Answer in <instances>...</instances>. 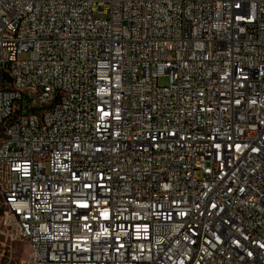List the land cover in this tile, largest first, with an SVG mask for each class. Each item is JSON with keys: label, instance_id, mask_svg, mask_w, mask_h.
I'll list each match as a JSON object with an SVG mask.
<instances>
[{"label": "built area", "instance_id": "1", "mask_svg": "<svg viewBox=\"0 0 264 264\" xmlns=\"http://www.w3.org/2000/svg\"><path fill=\"white\" fill-rule=\"evenodd\" d=\"M0 204L28 264H264V0H0Z\"/></svg>", "mask_w": 264, "mask_h": 264}, {"label": "rangeland", "instance_id": "2", "mask_svg": "<svg viewBox=\"0 0 264 264\" xmlns=\"http://www.w3.org/2000/svg\"><path fill=\"white\" fill-rule=\"evenodd\" d=\"M27 54L18 55V60H26ZM167 77L159 78L158 85L166 86ZM198 177L200 173H196ZM4 209L0 204V219L3 216ZM30 250L25 241L14 237V230L5 228L0 223V264H28Z\"/></svg>", "mask_w": 264, "mask_h": 264}, {"label": "bare ground", "instance_id": "3", "mask_svg": "<svg viewBox=\"0 0 264 264\" xmlns=\"http://www.w3.org/2000/svg\"><path fill=\"white\" fill-rule=\"evenodd\" d=\"M151 140L155 148H164L168 145V136L165 135L164 131H154L151 133Z\"/></svg>", "mask_w": 264, "mask_h": 264}]
</instances>
